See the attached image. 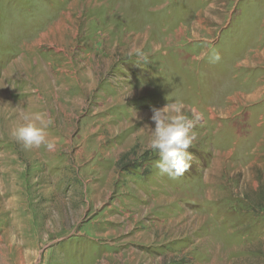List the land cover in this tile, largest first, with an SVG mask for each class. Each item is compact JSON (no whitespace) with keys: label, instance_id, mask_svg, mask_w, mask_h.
I'll list each match as a JSON object with an SVG mask.
<instances>
[{"label":"rangeland","instance_id":"rangeland-1","mask_svg":"<svg viewBox=\"0 0 264 264\" xmlns=\"http://www.w3.org/2000/svg\"><path fill=\"white\" fill-rule=\"evenodd\" d=\"M34 113L55 150L11 136ZM0 264H264V0H0Z\"/></svg>","mask_w":264,"mask_h":264},{"label":"clouds","instance_id":"clouds-1","mask_svg":"<svg viewBox=\"0 0 264 264\" xmlns=\"http://www.w3.org/2000/svg\"><path fill=\"white\" fill-rule=\"evenodd\" d=\"M133 53L138 58L144 57L138 48L130 50L129 55ZM215 59H219L218 55ZM23 119V123L11 130V136L17 142H22L29 149L44 146L49 151L55 150L56 142L49 138L46 130L52 124L51 119H45L40 113L25 115ZM151 119L155 127L149 130L148 148L159 156L155 166L170 176L183 175L191 168L193 155L188 149L196 139L192 131L193 122L185 114L184 103L177 100L161 109H153Z\"/></svg>","mask_w":264,"mask_h":264}]
</instances>
